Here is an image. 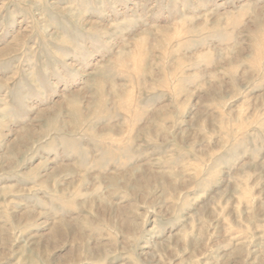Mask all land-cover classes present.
I'll return each instance as SVG.
<instances>
[{
	"label": "rangeland",
	"instance_id": "rangeland-1",
	"mask_svg": "<svg viewBox=\"0 0 264 264\" xmlns=\"http://www.w3.org/2000/svg\"><path fill=\"white\" fill-rule=\"evenodd\" d=\"M0 264H264V0H0Z\"/></svg>",
	"mask_w": 264,
	"mask_h": 264
},
{
	"label": "bare ground",
	"instance_id": "bare-ground-1",
	"mask_svg": "<svg viewBox=\"0 0 264 264\" xmlns=\"http://www.w3.org/2000/svg\"><path fill=\"white\" fill-rule=\"evenodd\" d=\"M241 83H242V82H241ZM250 165H251V164H250ZM256 167H257V166H256ZM257 169H258V168H257ZM184 180H185V179H184ZM164 182H165V181H164ZM223 190H224V189H223ZM230 190H231V189H230ZM201 209H202V208H201ZM129 226H130V225H129ZM129 226H128V227H129Z\"/></svg>",
	"mask_w": 264,
	"mask_h": 264
}]
</instances>
